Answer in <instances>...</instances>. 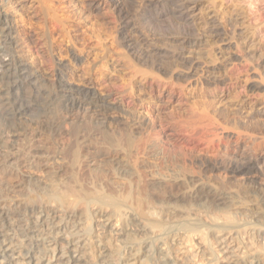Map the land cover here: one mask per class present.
Wrapping results in <instances>:
<instances>
[{
	"label": "bare ground",
	"instance_id": "6f19581e",
	"mask_svg": "<svg viewBox=\"0 0 264 264\" xmlns=\"http://www.w3.org/2000/svg\"><path fill=\"white\" fill-rule=\"evenodd\" d=\"M106 1L110 5L111 11H113L112 13H115L119 23L117 24L119 26L117 34L121 35V40L119 39L120 37L118 39L124 43V48L132 51V58L137 68L136 74H138L142 80H156L168 85L178 84L179 87L177 88H182L181 84H190L193 80L194 82L200 80L202 85L208 87L225 82L226 75L224 74V70L232 64V62H239L242 60L253 62V59H251L253 56L251 55L250 57L249 52H243L244 49L240 46L239 39L241 35L248 30H252L248 31V33L253 35L256 27L248 24L245 25V23H239L238 18L242 16V12L238 11L242 10L240 7H238V10L236 8V10L232 12L234 15L227 16L228 18L225 20L224 25L218 21V17H213L208 21H202L204 22V26L201 35H196L198 32L200 33V30L197 29L196 32H198L192 34L193 36H207L211 39V44L216 46L215 50L207 52L206 57H203L199 55L200 53L197 55L194 54L195 47L199 46L198 42H195L197 39L193 42H187L186 45L188 48L179 46L178 48L170 47L169 50L167 48V51L162 47L164 52L161 51L159 47H155V43L153 45V42L151 44L150 41L146 39L148 38L146 37L149 34L148 32L146 36L144 34V37L142 36L143 33L140 34L138 31L139 27L137 23L140 24L142 21L147 26L153 22L157 23L159 19L167 16L171 23V27H173L172 29H183L184 24L187 23L186 21L189 19L190 8L188 6V0ZM128 7L132 8L128 9ZM166 7H174V9H168ZM86 8L92 9L93 11L97 10V7L94 6L91 1H86ZM128 10H130V12ZM5 14L0 11V119H5V123L7 121L6 119L12 120L11 123H13L14 120L28 111L27 109H29L32 99L44 98V92L38 87L37 79L34 74L29 71L28 65L20 59L21 57H18L19 55L17 56L18 41L16 42L15 39H17V37H14L17 31L14 32L12 30L10 20L6 17L7 14ZM132 22H136L137 27L134 26L136 28L131 27L130 23ZM161 22H163V20ZM167 25L165 29H170L169 24ZM151 26L153 28L155 25ZM187 26L189 25L187 24ZM161 29L162 26L160 29H157V31ZM144 30L147 29L145 28ZM26 31L21 34L22 40L28 44H32L31 32ZM148 31H150V29ZM143 32L145 33V31ZM190 34L191 33H189V37H191ZM153 37L155 38V36ZM182 44L184 45V42ZM238 48H240V52H242L239 57L232 53L233 50H237ZM126 51L123 55H125ZM193 54L195 56L191 57L190 55ZM218 55L221 56L218 58ZM262 55L259 54L257 56L260 60L259 64L252 66V70H256L257 72L253 75L254 78H257V81L249 85L251 91L264 90L262 86V83H264V58L261 57ZM75 56L73 55V58ZM74 59L76 61V57ZM218 63H220L221 66H217L219 65ZM58 65L62 66V63H58ZM57 80L59 82L58 91L51 101L57 102L56 104H64L66 107H70V109L84 107V111L87 109L94 113L107 111L108 104H106V96L103 97V94V96H96L92 88H90L91 85L89 83L82 88H75L72 87L73 85L71 86L69 81L67 82L64 80L63 76L60 74H58ZM173 93L175 92L171 91L168 95L172 96ZM46 99H48V96ZM194 107L199 109L195 119H205L206 123L188 125L191 127L188 129L187 135L198 137L204 143L203 150H198L196 146H193V143L189 144L187 141L181 143L178 139L174 140L171 135L166 134L168 131H165L166 128L163 121L155 117L145 122L144 118L142 120L137 116L138 113L132 112L135 115V118L133 116L130 117L133 119V121H131L134 122L133 134H135L136 137L133 136L135 139L131 137L129 131H126L125 125L122 123L120 124V122H117V124L115 123L116 125L119 123V128L123 131V133L120 132L121 136H119V138H114L118 139L115 140V142L126 155L134 158L131 165H122L121 163V169L118 168L117 171L116 169H114L115 172L112 171L115 175L117 172L119 178L126 181L125 183L128 181L127 185L121 184L123 185V195L121 197H116L112 192L105 195V191L104 195H101V193L103 194L101 185L100 189H102V192L98 189V194L91 192V188L89 190H84L85 187L83 185L84 191L82 188L81 190L83 192L80 190L82 197L77 196L79 200L74 201L73 199L72 201L71 199L64 198L70 195L65 194V196L62 195L63 198L62 196L60 197L62 189H59L60 187L57 188V186H61V184H59V181L55 178L53 181L58 182L57 186L55 182V190H52L57 192V189H59V194L56 192L53 194L48 186L47 188H49V190L41 186V188H33L31 184L34 190L44 196L43 199H41L42 197L38 199L39 197L36 195V197L34 196L33 198L38 197V201H29V198L26 200L28 202H25V200L24 202L12 201L10 204L7 203L8 205L4 202L3 198L0 199V264H190L192 263V257L187 258L180 253V241L184 237L201 236L203 232V236L205 237L201 236V238L203 237L201 245L205 244L202 256L204 264H264V246L261 247L263 248L262 250L257 248L258 251L261 250L260 252L257 251L258 253L253 252L254 254L251 255L249 253V255H247L248 253L246 254L241 251L238 255V253H236L238 247L230 248L227 247V245L223 248L224 250L220 252L229 255V257H222L221 262H218V254L220 252L217 250L215 254L214 250L211 252L212 248H209L212 240L218 247L220 238H217L218 234H221V236L227 235V240L231 239L232 242L234 240L239 241L237 236L238 228H241V230L238 231V235L240 231L248 228V232L250 233L249 237H252V235L258 236L260 233L264 232V212H262V214L258 213V215L260 214L259 216L254 215L255 217L251 218L252 220H248V218L246 220L244 214L246 211L240 212L241 206L237 207L236 202H234V204L230 202L235 200L234 195L233 199L231 197L229 201L230 196H232L231 194H233L230 189L234 186L240 188L241 186L243 187L251 184L258 187V190L263 189L264 192V151H262V143L258 142L261 139L257 138L256 135H254V138L251 137L252 135L245 136L244 133L239 134V132L235 133L236 131L228 132L226 130L227 127L235 123H241L245 127L252 118H259L264 122V110L262 112L253 113L251 117H243L244 112H242L241 107H239L234 110L233 116L230 118L226 110L210 107L209 104L206 103H199L194 105ZM106 135L107 134H105L104 140L111 142L113 148L112 142H114V139ZM161 136L163 137L162 143L159 141ZM108 144L110 145V143ZM119 148L118 152H120ZM70 152L73 153L72 149ZM144 159L149 160L147 161L149 163L148 170L151 169V173L148 175L149 178L146 175L148 173L143 174L145 170L143 172L141 170ZM82 162H84L83 157ZM108 162H106L107 166L109 164ZM88 164L89 162H86L85 167H90ZM92 165H94V163ZM93 168L92 166L91 170L90 167L91 173L97 172L96 167L95 169ZM112 168H114L113 165ZM119 169L120 171H118ZM99 170L100 169H98V171ZM74 172L75 169L73 173ZM102 172L104 174V171ZM100 173L101 171L99 175ZM94 175H96V173H94ZM99 175L98 178H100ZM76 176L75 178L73 176V179L71 178V184L79 186V180L76 179ZM146 178L151 179L149 180L150 183L152 181V185L148 188L146 187ZM206 179L213 180L215 182V187H212L214 184L212 185V183L209 184L210 182H205ZM82 182L80 185H82ZM87 182H89V180ZM90 183L91 186H94V184L92 185V181H90ZM166 184H170V187ZM27 185L28 182L25 184V187H27ZM34 185H36V183H34ZM183 185H186L185 189L188 190H185ZM63 186L64 185H62V187ZM95 189L96 188H93V190L97 192L98 190L96 191ZM182 190H185V192L188 191L189 193L192 191L191 195L189 194L190 199H194L196 196L193 195L195 194H202L201 197L198 195V197L195 198L196 202L193 201L194 203L192 205L189 204L190 206L188 205V209H184V211L182 206L179 207L182 208V210L174 209V211L172 209L173 211H169L165 210L166 207L160 210L161 207L159 205L160 208L157 207L159 211L154 213L148 209L149 206L147 204L149 203L146 201L147 204H145L146 202L144 203L145 200H143L144 193H147V200L151 202V204L153 201H163L165 203V199L167 201L168 199H176L179 202H188L190 199L187 200L188 198L186 199L183 196L185 192ZM22 191L24 190L22 189ZM232 191H235V187ZM31 192H29V194ZM45 192H49V195L45 194ZM263 192L259 195L260 201L258 199L257 201L264 205ZM254 193L253 195L255 196L256 194ZM62 194H64V192ZM118 194L119 191L116 195ZM201 201L204 202L203 206L199 204ZM2 202L5 204H1ZM189 202L191 203V200ZM255 202L256 201H254V203ZM79 204L83 207L82 210L76 209ZM203 207L204 210L206 209L205 211H201ZM152 208H154V206ZM174 208H176V205ZM261 209L260 211H262ZM152 210L154 211V209ZM208 214L213 216V219L211 218V222L213 220V223L211 224H208ZM246 215H248V213H246ZM206 220L207 222H203ZM217 220H221L220 223L222 224L219 225V222L217 224ZM240 220L244 221L242 225L238 224ZM91 222L94 225L91 226ZM115 224H117V226L119 225V229L113 228V226L116 227ZM93 230H95L96 233L93 234V236H95L91 238L92 236L90 237V234ZM225 238L223 240L227 242ZM110 240L111 244L109 242ZM261 241L264 242L262 239ZM108 242L110 245L107 244ZM235 242L233 243L235 244ZM201 245L200 247H202ZM238 245H241V240ZM239 248L241 249V247ZM242 249L244 250L245 248ZM226 250L228 252H225ZM236 254L238 256H236ZM243 254L247 257H242Z\"/></svg>",
	"mask_w": 264,
	"mask_h": 264
},
{
	"label": "rangeland",
	"instance_id": "374dc122",
	"mask_svg": "<svg viewBox=\"0 0 264 264\" xmlns=\"http://www.w3.org/2000/svg\"><path fill=\"white\" fill-rule=\"evenodd\" d=\"M86 1H91L92 4L97 7V10L93 11L92 9L86 8ZM188 1V6L190 8L189 19L186 21L187 23L184 24L183 29H172L173 27H171V23L167 16L165 17L166 19L161 18L159 19V21H157V23L153 22L154 24L151 23L150 25H147L148 27L151 25H155L160 28L162 26L161 30L157 31V29L160 28H157L155 26L153 28L152 26L148 28L145 23L141 21L140 24L137 23L139 27L138 31L140 34L143 33L142 36H144V34L146 36L148 32L149 34L146 36L148 38L146 39L150 41L151 44L153 42V45L155 43V47H159L161 51L167 50V48L169 50L170 47L178 48V46L188 48L186 45L187 42H193L195 39H197L195 40V42H198L199 46H196L197 48L195 47L194 54L197 55L200 53L199 55L206 57V53L211 50H215L216 46L211 44V39L209 37L196 36L201 35L203 32L202 28L204 26V22L202 21H208L213 17H218V21H220L224 25L225 20L228 18L227 16L234 15V13L232 12L235 11L236 8L238 10V7H240V9L244 11H238L242 12L241 15L244 16L243 18L242 16H239V23H245V25L248 24L256 27L253 35L251 33H248V31L252 30H248L247 32H244L239 39L240 46L244 49L243 52H249L250 57L251 55L253 56L251 57V59H253V62L251 63L243 60L239 62H232V64H230L224 70L226 80L222 84L207 87L202 85L200 80L195 82L193 80L192 83L181 84L182 88H177L179 87L178 84L168 85L156 80H142V78H140L139 75L136 74L137 68L132 58V51L124 48V43L120 41L121 35L117 34V30L119 28V26L117 25L119 24L118 20L115 13H112L113 11H111L110 5L106 0H0V11L4 14H7L5 15L10 20L12 30L14 32L17 31V33L14 34V37H17V39H15L16 42L18 41L17 56L19 55L18 57H21L20 59L28 65L29 71L32 72L37 79L38 87H40L41 91L44 92V98L32 99V101H35H33V103L32 101L30 102V107L29 109H27L28 111H26L21 117H19L20 119L18 118L14 120V124L11 123L12 120L6 119L7 121L5 123V119H0V199L3 198L6 204H10L12 203V201L24 202L25 200V202H28L26 200H28L29 198V201H38V199H40L41 197V199H43L44 196H42L41 193H38L33 188L45 187L48 190L50 188V191H52L54 194L56 192L54 190L57 186L58 181L61 186H57V188L60 187L59 189H62V191H60L62 193L64 192V194L60 193L59 189L57 188L56 193H60V197L62 195L65 196V194L70 195L68 196L70 198H68L67 196L64 198H67L69 200L71 199L72 201L73 199L74 201H77L79 200L78 197H82V193L80 192V190L81 188L83 190L84 187V190H89L91 188L90 191L96 194H98L99 190L102 192L103 189V194L101 193V195H104L105 191V195L112 192V194L116 197H121L123 195V185H127L128 181L127 183H125L126 181L121 180L117 172L115 175V173H113L112 171L115 172L114 169H116V171L118 168L121 169L122 165L125 164L131 165V162L134 161V158L132 156L126 155V153L123 152V150H121L115 142V140L118 139L114 138H119V136H121V133H123V131H121V129L119 128L121 123L125 125L126 131L130 132L129 134L132 138L135 136V134H133L134 122H132L133 119L130 118L132 116L135 118V115L133 113H138L137 116L142 120L144 118L145 122L153 117L163 121V124L166 128L165 131H168L166 134L171 135L174 140L178 139L181 143H183V141H187L189 142V144L193 143V146H196L198 150H203L204 143L198 137L187 135L188 129L191 127L188 125L206 123L205 119H195L199 110L197 107H199L200 105L197 107H194V105H197L199 103H206L209 104L210 107L224 109L226 110V113H228L230 118L233 116L234 110L239 107H241L242 112H244L243 117H251L253 113L262 112L264 110V90L251 91L249 89V85L254 81H257V78L253 77V75L257 72L256 70H254V73V71L252 70V66L259 64L260 60L257 58V56L259 54H264V1ZM130 8L132 7H128V9ZM166 8L174 9V7ZM128 11L130 12V10ZM162 20L163 22H161ZM130 24L132 28L137 27L136 22H132ZM167 24H169L171 30L167 28L165 29V26H168ZM187 24L189 26H187ZM191 27L195 28L193 29ZM145 28L147 30H144ZM149 29L150 31H148ZM196 29L200 30V33L197 31L198 34H196ZM26 30L31 32L32 44H28L22 40L21 34ZM181 30H184L185 33L188 34H185L184 31ZM143 31H145V33ZM153 31L155 34L153 33ZM189 33H191V37H189ZM193 33L196 35L193 36ZM153 36H155V38ZM183 42L184 45L182 44ZM162 47L164 48V50ZM240 50L241 49L238 48L237 50H233L232 53L236 54V56L239 57L242 54ZM125 51L127 54L125 53V55H123ZM194 54L190 56L194 57ZM73 55H76V61L74 59L75 57L73 58ZM220 56L221 55H218V58ZM261 57L264 58V55H262ZM58 63H62V66L58 65ZM218 64L219 65L217 66H221L220 63ZM58 74L62 75L63 79L67 82L69 81V83H71V86L73 85L72 87L75 88H82L84 85L89 83L91 85H89L90 88H92L93 93L96 96H106L105 99L106 104H108V112L101 111L103 113H94L88 111L87 109L86 111H84V107H75L70 109V107H66L64 104H56L57 102L51 101L54 98L53 96L56 95L58 91ZM262 84L264 88V83ZM171 91H174L175 93H173L172 96H169L168 94ZM46 95L48 96V99H46ZM260 121L261 119L259 118H252L249 121V124H246L245 127L241 123H235L234 125L227 127L226 130L228 132L236 131L235 133L239 132V134L244 133L245 136L252 135L251 137H254V135H256L257 138L261 139L258 142H261L263 144L262 145L260 143L263 149L262 151H264V122ZM117 122H120V124L118 123V125H116ZM105 134L114 139V142H112L113 148L111 146V142L104 140ZM135 137L133 139H135ZM162 138L163 137L161 136L159 139L160 143L163 142ZM107 142L110 143V145ZM118 148L120 152H118ZM71 149L73 153L70 152ZM82 157L84 162H89L88 165L91 167V170L92 166L94 167L93 169H95L96 167V171L98 173H91L90 167H85L86 162H82ZM75 159L78 161H76ZM95 159L98 162H96ZM105 161L109 163L108 166ZM147 161L149 160H143V167L141 168V170L142 172L145 170L143 174L148 173L146 174L148 176L149 173H151V169H149V172V163ZM73 162L75 163V166ZM92 162L94 163V165H92ZM98 163H101L102 165ZM96 164L98 165V168ZM100 165L103 167H101ZM112 165L114 168H112ZM74 169V173L78 176V178L73 173ZM98 169L100 170L98 171ZM120 169L118 171H120ZM100 171L102 174L100 173L99 175ZM102 171H104V174ZM94 173H96V175H94ZM98 175L100 176V178H98ZM73 176L74 178L76 176V179L79 180L78 184L80 188L78 185L77 187L76 185L71 184ZM55 178L56 180H58L57 182L53 181L55 180ZM148 178H146L147 188L152 185V181L151 183L149 182V180L151 179ZM80 180L81 182L83 180L82 185H80ZM88 180L89 182H87ZM97 180L98 182H100L98 183ZM90 181H92V185L94 184V186H91ZM24 182L25 184L28 182L27 187H25ZM55 182L56 186L54 185ZM205 182H210L209 184L212 183V185H214L211 186L215 187V182L213 180L206 179ZM34 183L39 186L34 185ZM122 183L123 185H121ZM31 184L33 188L31 187ZM62 185L64 186L62 187ZM100 185L102 186V189H100ZM166 185L170 187V184ZM47 186L49 188H47ZM72 186H74L75 188ZM183 187L185 189L186 185H183ZM234 187L235 191H232L234 190ZM234 187L230 189L233 194H231L232 196H230L229 201L231 200V197L233 199V197L235 196V200L233 202H230L233 204L234 202H236L237 205H235L237 207L241 206L240 212L246 211L244 212L246 220L247 218L248 220H252L251 218L255 217L256 215L259 216L260 214H262V212H264V209H261L264 208V205L259 202V195L261 194V192H263V189H259V192L258 187L251 184L243 187L241 186L240 188H237V186ZM93 188H96V191L98 189L99 190L95 192ZM22 189L24 191H22ZM65 190L67 193L65 192ZM117 190L119 191L118 195H116L118 193ZM185 190L182 191L185 192ZM29 192L31 193L29 194ZM186 192L183 196L186 199L188 198L187 200H189V194L191 195L192 191L190 193L188 191ZM251 192H256L254 193L256 195L254 196ZM48 193L45 192V194L49 195ZM36 195H38V199L33 198L34 196L36 197ZM198 195L195 194L193 196H196L195 198H197ZM201 195L202 194H200L199 196L201 197ZM262 195H264V192L262 193ZM147 197V193H144V203L147 201L149 203H145L149 206V208H147L154 213L158 212L160 207V210L166 207L165 210L173 211L174 209L182 210V208H179L182 206L184 211V209H188L190 205L196 202L195 198L190 199L191 203L189 202L190 200L188 202H179L176 199H168V201L165 199V203L163 201H153L151 204V202L147 200ZM257 199L259 201H257ZM254 201L256 202L254 203ZM4 202H2L1 204H5ZM201 202H199V204L203 206L204 202ZM174 204L176 205V208H174ZM150 206H154V208ZM167 206L170 208H168ZM157 207L159 208L157 209ZM259 208L262 211H260ZM76 209L82 210L83 207L81 206V204H79ZM152 209H154V211ZM205 210L204 207L201 208V211ZM246 213H248V215H246ZM258 213L260 214L258 215ZM208 215V224H211L213 223V220L211 222V218L213 216H211L210 214ZM203 222H207V220ZM218 222L220 223L221 220L216 221L217 224ZM243 222L244 221L240 220L238 224L242 225ZM221 224L222 223H220L219 225ZM92 225L94 224L91 222V226ZM115 225L116 227L113 226V228L119 229V225ZM241 227L245 228L244 226ZM239 230H241V228H238V231ZM94 231L95 230H93V232L91 231V238L95 236H93V234L96 233V231ZM238 231L237 236L239 241L234 240L233 242L236 241L235 244L231 239L227 240V235H216L217 238L220 237L219 245L217 247V245L212 240V243L210 244L211 246L209 245V248H212L211 252H213V250L214 253L217 252V250L218 252H220L221 250H224L223 248L227 245V247L230 248L238 247L239 251L238 249H236V253H238V255L241 251L246 254L248 253L247 255H249V253L252 255L254 254L253 252L258 253L263 249L261 247L264 246V242L261 241V239L264 240V232L260 233L258 236L252 235V237H249L250 233L248 232V228L240 231L239 235ZM203 234H201V236H203ZM201 236L188 238L186 237L187 240L184 237V240L181 239L180 241V253H182L187 258L192 257L191 262L193 264H204L202 256L204 251L203 249H205V244L201 245V243L203 237L205 236H203L202 238ZM224 238L227 242L223 240ZM250 238L253 239L251 240ZM256 239L258 240V243ZM240 240L241 245H238L240 244ZM109 242L111 244V240ZM109 242L107 243L108 245H110ZM197 245L199 248L197 247ZM200 245L204 247L202 248L200 247ZM239 247H241V249ZM242 248L245 249L243 250ZM257 248L261 250L258 251ZM200 250L202 251V253ZM225 252L228 251L226 250ZM219 254L218 262H221L222 257L224 256L229 257V255L223 254L222 252H220ZM238 255L236 254V256ZM243 256L247 257L245 254H243L242 257Z\"/></svg>",
	"mask_w": 264,
	"mask_h": 264
}]
</instances>
